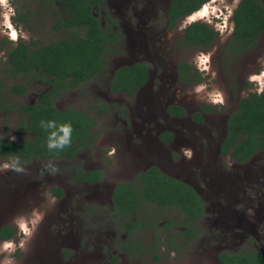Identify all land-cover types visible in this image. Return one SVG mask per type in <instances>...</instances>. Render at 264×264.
Here are the masks:
<instances>
[{
	"label": "rangeland",
	"instance_id": "obj_1",
	"mask_svg": "<svg viewBox=\"0 0 264 264\" xmlns=\"http://www.w3.org/2000/svg\"><path fill=\"white\" fill-rule=\"evenodd\" d=\"M171 1L106 0L96 10L102 20L107 12L116 18L127 43L108 52L106 70L80 90L63 95L58 107L88 111L97 121V143L71 162H34L20 167L6 163L0 167V229L23 227L28 234L12 243L0 241V264H113L115 257L120 259L117 264H220L218 256L223 250H241L251 242L241 243L237 232L222 233L225 226L234 224L235 215H228L233 207L243 216L236 225L245 223L257 242L251 247L264 252V152L240 166L220 156L231 115L243 98L264 88V34L253 51L231 57L223 48L232 36V18L243 0H211L181 19L174 29L168 23ZM43 2L0 0V60L5 52L1 48L14 46L15 30L19 39L37 46L65 40L78 32L56 30L55 25L66 18L64 7ZM203 11L205 14L200 15ZM196 22L207 23L219 32L217 43L208 50L183 45V31ZM4 24L10 27L11 38ZM135 62L151 67L147 87L136 97L112 93L116 71ZM0 63V84L12 88L24 83L26 79L9 80ZM183 64L195 69L188 76L190 82L179 79ZM25 82L29 84L28 94L21 97L11 92L7 101L11 107L31 104L50 89L44 79ZM104 103L110 109L100 116L96 106ZM170 106L184 109L187 117L172 118ZM203 111H208L203 124H195L192 116ZM21 120L19 110L0 114V138L18 139ZM165 132L174 133L178 144H161L159 137ZM154 165L194 186L199 182L202 194L213 201L209 217L202 222L207 232L204 245L194 244L184 255L173 254L162 263H155L149 255L135 261L119 251L115 254L127 234L112 217L114 187ZM76 168L103 171L106 180L98 186L75 185L72 178ZM201 178L208 180L206 189ZM54 187L64 188L63 199L50 194ZM176 213L156 206L148 208L155 228L143 229L133 238L143 245L153 243L155 235L162 241L165 234L158 229L165 220L174 217L181 224L185 222V216ZM28 218L33 223L26 227Z\"/></svg>",
	"mask_w": 264,
	"mask_h": 264
},
{
	"label": "trees",
	"instance_id": "obj_2",
	"mask_svg": "<svg viewBox=\"0 0 264 264\" xmlns=\"http://www.w3.org/2000/svg\"><path fill=\"white\" fill-rule=\"evenodd\" d=\"M50 1L53 5L61 4L66 11V18L58 22L55 29L77 30V33L45 46L20 42L9 48H1L6 50L4 58L11 66V73H42L52 86L37 103L22 107L25 116L19 123L18 134L23 138L0 139V156H10L19 165L33 161L70 160L91 146V140L94 139L91 134L95 125L94 117L84 110H60L56 107V102L60 95L80 89L84 83L91 82L102 74L106 70V54L113 52L125 39L114 16L115 19L111 18L106 11L107 15L102 20L95 14L106 0H44L43 4L47 6ZM210 1L172 0L168 13L169 28H176L177 22L192 16ZM232 19V36L223 49L227 55L237 57L253 51L263 36L264 4L261 0H243ZM183 33V45L204 50L214 46L219 37L218 31L201 22L191 24ZM193 70L195 69L183 64L181 81L190 82L188 76L192 75ZM148 80V65L135 63L123 66L116 71L111 90L115 94L134 96ZM14 91L20 94L26 92L19 86ZM207 108L209 111L214 109ZM105 110L106 108H97L100 115ZM169 112L177 117L186 116V112L177 106L171 107ZM196 118L201 119V115ZM49 121L55 122V126L49 127ZM64 124L71 125L70 142L63 147L49 149L50 142L59 144L63 137L59 129ZM231 151L232 160L241 164L264 151V88L261 92L250 93L243 98L238 110L231 115L223 154L227 155ZM78 173V181L95 183L102 180L99 172L79 170ZM140 182L148 186L144 189H131L130 185L122 184L115 190L114 217L126 230L135 231L141 228L135 224L134 215L144 214L145 209L139 202L148 199L160 208L180 211L192 220L201 215L202 207L196 193L184 183L173 180L154 168L141 175ZM53 194L58 197L64 195L62 191H54ZM188 230L189 236H196L192 226L189 225ZM0 239L18 240L17 232L6 226L0 230ZM132 249L128 251L132 252ZM219 258L222 264H264V255L258 252H225Z\"/></svg>",
	"mask_w": 264,
	"mask_h": 264
},
{
	"label": "flooded vegetation",
	"instance_id": "obj_3",
	"mask_svg": "<svg viewBox=\"0 0 264 264\" xmlns=\"http://www.w3.org/2000/svg\"><path fill=\"white\" fill-rule=\"evenodd\" d=\"M48 4H52L53 5L52 1H50ZM57 4H59V3H57ZM65 14H66V11H65ZM12 18L13 17L11 16L10 17V21L11 22H12ZM11 22H10V25H11ZM168 23H169V20H168ZM177 24H178V22H177ZM3 26H4L5 30H7L8 34H9V37L11 38V29H10V27L8 25H5V24ZM122 31H123V34H124L125 39L122 40L121 43H127L126 34L124 33V30L123 29H122ZM15 34H16L17 38H13L12 39L13 42H11V43H20V42H24V43H34V42H26L23 39H19L18 31H16V30H15ZM6 48H9V47H6ZM5 52H6V50H5ZM5 52H4V55H5ZM4 55H3V57L1 58L0 61L2 62L3 67H5L4 74L6 75V77L9 80H11V77L12 78H18V79H20L22 81H24V79L29 80V79H37L38 78V79H44V80H46L48 82V78H45L42 73H38V75L37 74H34V73L29 74V75H24V74H18V75H16V74L11 73V66L7 63V59L4 58ZM135 63H144V64H146V65L149 66V80H148L147 84L145 86H143L142 88H140L136 92V94L134 96H128L127 94H117V95H124L126 97H136L149 84V82L151 80V75H152L150 65L147 64V63H145V62H135ZM134 64H130V65H134ZM0 65H1V63H0ZM124 66H127V65H124ZM181 72H182L181 71V68L179 67L178 74H179V79L180 80H181V78H180ZM25 81H24V83H16V84L12 85L13 86L12 88L11 87L9 88L8 87V84L5 85V87H4V83L3 84H0V114H2V113L5 114V113H8V112L13 111V110H19L22 113V119H23L24 116H25V113L22 110V107L23 106H30V105H33V104L37 103L38 100L43 95L47 94L51 90V87H52L51 84L48 82L50 84V89L46 93H44L41 96H39L36 99L35 102H33L31 104H28V105H22V106H19V107L18 106L17 107H11V105L7 103V101H9L8 99L11 97V92H12V94H14V96H21V97H24V96H26L28 94V92H29V86L28 85L29 84L26 83ZM91 82L84 83L80 87V89L83 88L84 86L88 85ZM16 86L23 87L26 90V92L24 94H20L18 92H15L14 91V88ZM80 89H76V90H80ZM72 91H75V90H72ZM72 91H69V92H72ZM69 92H67V93H69ZM111 92H112V90H111ZM66 94H64V95H66ZM62 96L63 95H60L59 98H58V100H57V102H56V107L58 109H60L58 107V102H59V99ZM217 104L218 103H215V105H217ZM98 106H101L102 108H106L105 113L102 114V115L99 114L100 116H103L106 113H108V111L110 109L109 108L110 106L109 105H106L105 103H104V106L97 105L96 106V110H97ZM171 107H174V106H170L168 108V113H169V115L172 118L181 119V118L187 117V112L184 109L183 110L186 112V116H184V117L174 116L173 114H171L169 112V109ZM66 109H68V108H66ZM74 109H76V108H74ZM222 109H224V108H222ZM60 110H65V109H60ZM77 110H79V109H77ZM207 112L206 111H203L202 113L194 114L192 116L193 122L195 124H197V125L203 124V122L205 120L204 115ZM197 115H201V119L196 118ZM96 125H97V121L95 120V125H94L93 129L91 130V134L94 137V139L91 140L92 143H91V146L89 148H87V149H85V150L77 153V155L73 159H70V160L60 159V160L53 161V162H58V161L71 162V161H74V160L77 159V157L82 152H84V151H86L88 149L93 148L95 146V144L97 143V141H96L97 140V137L94 135V129H95ZM18 126H19V124H18ZM17 133H18V130H17ZM227 133H228V126H227V130H226V136H225L223 145L221 147L220 156L227 158L228 161H229V163H233L234 165H237V166L247 165L248 163L252 162L257 154L255 156H253L252 158H250L248 161H246V162H244L242 164L232 160V158H231L232 151L229 154H227V155H224L223 154V146H224L225 141L227 139ZM28 136H30V135H28ZM22 138L23 137H21V135H19V138L18 139H13L12 137H3V138H0V139L21 140ZM159 142L161 144H163V145H172L174 143L178 144V142L176 141V137H175L174 133H172V132H165V133L161 134L160 137H159ZM34 162H48V163H53V162H49V161H33L31 163H34ZM6 163H8L10 165H13V166H19V167L20 166H27V165H30L31 164V163H29V164H26V165H19V164H16L11 159L10 156H0V167L2 165L6 164ZM182 166H185V165H182ZM192 166H194V165H192ZM200 166H201V163H200ZM185 167H187V166H185ZM153 168L154 169H158V171L161 174L166 175L167 177H170L173 180L182 182L185 185H187L189 188H191L192 190H194V192L196 193V196L199 199L198 200V203L202 207L201 215L199 216V218H197L195 220H192L186 214H184V213H182L180 211L174 210L175 212H177L176 213L177 216L178 215H182V216L184 215L185 216V222L181 224V223H179V221H176L174 217L168 218L167 220H165V222H163V224L160 225V228L161 229H158V230H162L163 234H165V235L162 236V241H159V238H157L156 235H155L154 242L153 243H151V242L144 243V245L146 247V248H144V245L142 243H140V242H137L133 238V235L136 234V233L142 232L143 229L145 230V229H147L150 226H152V227L155 228V222L154 223H150L151 222V219H150V216L148 214V208H155V206L156 207H159V206L157 204H155L153 201H150L149 199L148 200H144V201H140L139 203L142 206V208L145 209V211H144V214H142L140 216L134 215V221H135V224L139 225L141 228H139V229H137L135 231H133V230L128 231L121 224V226H122L121 229H123V231L125 232V234H127V235L130 234L131 235V238H128L127 235H126V237H124L123 240L120 241V247L117 248V250L115 251V254H116L117 251H119L120 254L127 255L131 260H135V261L138 260V259H140V258H142L143 256L149 255V256L152 257V259L154 260L155 263H162V262L166 261L167 259H169L173 254H178V255L181 254V255H184L187 251H189L191 249L190 247L192 245H194V244L200 243L201 245H204V244H202V242L204 241V238L206 237L205 235H206L207 232H206L205 228L202 226V222L209 217L210 206L213 204V201H212V199H210V200L206 199V197L204 196V194H202L204 192H202L197 187V186L200 187V183L199 182H198L197 186H194L193 184H190L189 182H187L185 180H182V179H180L178 177H175V176H172V175H169V174L165 173L159 166L154 165V166H151L148 169H146V170L141 171L140 173H138L137 176L133 180L125 181V182H121V183L117 184L114 187V190H113V193H112V197H111L112 207L114 208L113 197H114V194H115V190L117 189V187L119 185L128 184V185H130V188L131 189H144V188H146L148 186V184H146L147 185L146 186L144 183L140 182V177H141V175H143L144 173L148 172L149 170H151ZM79 170H82L84 172H99V173L102 174V180L100 182H95V183H88V182H84V181H78L77 179L79 177V173H78ZM105 180H106V174L103 171H100V170H85L83 168H76L75 171H74L73 178H72V183H74L75 185L98 186V185L103 184L105 182ZM201 181L204 182V186H205V189H206L207 188V184H208V180H204V179L201 178ZM149 182H151V181H149ZM200 188H202V186ZM54 191H62L64 193V195L61 196V197L55 196L53 194ZM50 194L54 198H56V199H63L65 197V190L62 187H54V188L51 189ZM233 204H235V203H233ZM232 209L233 210L231 211V213L229 212L228 215L231 214V217L235 215V217L233 219L234 220L233 221L234 224L233 225L230 224L229 227L225 226L222 229V233L230 234L231 232H237L236 239L241 238V240H242L241 243H243V242L246 243L248 239H251V242H250L249 245L248 244L246 245V248H243L241 250H237V251H231V250H227V249L223 250L221 253H219V256H218V262L220 264H222V263H221L219 257H220L221 254H223L225 252H230V253H239V252H249V253H252V252H258V253L264 255V252L262 250H260V249H254V247H251V244L252 245L257 244V242L255 241V239H253L252 237H250V235L252 234V232L248 228H246V224L245 223H243L241 226H237L236 225V222L238 221L237 219H241L242 220L243 216H241L240 213H237L236 208L234 209V207H233ZM112 217L114 218V221H115L116 224H120L116 220V218L114 217V213H113ZM256 218H257V216L255 215V219ZM121 221H124V219L121 218ZM31 223H33L32 219H29L28 218L27 221L25 222V224H27L26 227H29L28 225H30ZM189 225L193 227L194 232L196 233L194 235H196V236H189V234H188V232H189L188 226ZM4 227H6V226H3L2 228H4ZM10 227H12V226H10ZM179 227H184V230H182V231L179 230L178 229ZM12 228H14L16 230L18 239L22 235L25 236V237L28 236L27 230H25L23 227H20L19 229L16 228V227H12ZM26 229H28V228H26ZM163 230H165L166 232H164ZM0 241L2 243H12V242H14L16 240H13V239L11 240L10 239V240L4 241V240H1L0 239ZM130 248L131 249L134 248V250L132 249V252L128 251V249H130ZM119 261H120V259L118 257H115V259L113 261V264H117Z\"/></svg>",
	"mask_w": 264,
	"mask_h": 264
},
{
	"label": "clouds",
	"instance_id": "obj_4",
	"mask_svg": "<svg viewBox=\"0 0 264 264\" xmlns=\"http://www.w3.org/2000/svg\"><path fill=\"white\" fill-rule=\"evenodd\" d=\"M48 126L54 127L55 122L49 121ZM59 130L63 133V137L60 139L59 144L50 142L48 145L49 149H52L55 147H63L64 145H66L70 142L71 125L70 124L61 125Z\"/></svg>",
	"mask_w": 264,
	"mask_h": 264
},
{
	"label": "bare ground",
	"instance_id": "obj_5",
	"mask_svg": "<svg viewBox=\"0 0 264 264\" xmlns=\"http://www.w3.org/2000/svg\"><path fill=\"white\" fill-rule=\"evenodd\" d=\"M205 12H206V11L201 12L200 15H201V14H205ZM191 20H193V19H191Z\"/></svg>",
	"mask_w": 264,
	"mask_h": 264
}]
</instances>
